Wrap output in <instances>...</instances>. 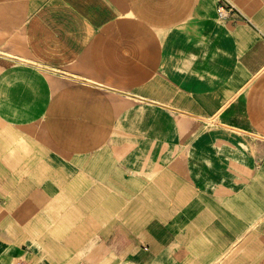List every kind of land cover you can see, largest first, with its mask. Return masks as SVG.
I'll return each mask as SVG.
<instances>
[{"label": "crops", "instance_id": "crops-1", "mask_svg": "<svg viewBox=\"0 0 264 264\" xmlns=\"http://www.w3.org/2000/svg\"><path fill=\"white\" fill-rule=\"evenodd\" d=\"M0 264H264V0H0Z\"/></svg>", "mask_w": 264, "mask_h": 264}, {"label": "built area", "instance_id": "built-area-1", "mask_svg": "<svg viewBox=\"0 0 264 264\" xmlns=\"http://www.w3.org/2000/svg\"><path fill=\"white\" fill-rule=\"evenodd\" d=\"M231 9H232L231 5H228L227 7L223 5H218L216 9V13H218V16L220 18H225L228 15V13H230Z\"/></svg>", "mask_w": 264, "mask_h": 264}]
</instances>
